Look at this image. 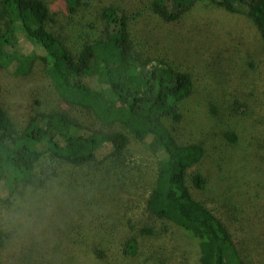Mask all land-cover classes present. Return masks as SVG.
Returning a JSON list of instances; mask_svg holds the SVG:
<instances>
[{
  "label": "rangeland",
  "instance_id": "rangeland-1",
  "mask_svg": "<svg viewBox=\"0 0 264 264\" xmlns=\"http://www.w3.org/2000/svg\"><path fill=\"white\" fill-rule=\"evenodd\" d=\"M45 1L56 14L52 28L72 50L106 35L102 12L115 6L134 19L145 57L165 59L192 76V93L180 102L182 119L166 117L165 124L180 144L204 146L202 160L189 170L194 197L225 223L245 264H264V39L252 20L211 0L172 22L151 0H82L76 10L64 0ZM17 45L23 54H42L23 35ZM42 74L39 65L29 78L0 72V81L14 106L59 108V95ZM112 129L131 139L122 162L72 167L46 156L32 184L11 194L0 186L6 234L0 264H202L198 239L148 211L157 155L123 125ZM196 172L206 178L204 190L192 181ZM143 228L154 233L142 234ZM132 236L135 255L124 252Z\"/></svg>",
  "mask_w": 264,
  "mask_h": 264
},
{
  "label": "trees",
  "instance_id": "trees-1",
  "mask_svg": "<svg viewBox=\"0 0 264 264\" xmlns=\"http://www.w3.org/2000/svg\"><path fill=\"white\" fill-rule=\"evenodd\" d=\"M64 1L72 10L82 2ZM151 1L153 10L172 22L200 0ZM211 1L246 14L264 39V0ZM54 14L45 0H0L1 74L29 78L42 65V76L61 100L59 108L49 111L30 103L14 106L6 94L8 84L0 81V186L11 194L32 184L46 156L72 167L107 159L122 162L128 158L131 139L112 129L120 124L158 157V178L147 205L151 215L198 239L202 264H245L233 234L194 197L189 185V170L202 160L204 146L180 144L165 124L166 117L182 119L180 102L192 93V76L165 59L145 57L138 49L134 19L119 7L103 9L104 37L86 40L74 50L52 28L57 23ZM21 35L42 54L21 53L17 45ZM107 147L110 150L100 157ZM192 181L200 190L206 188L201 172ZM141 232L154 233L152 228ZM5 241L0 228V248ZM137 251L138 239L132 236L124 252Z\"/></svg>",
  "mask_w": 264,
  "mask_h": 264
}]
</instances>
